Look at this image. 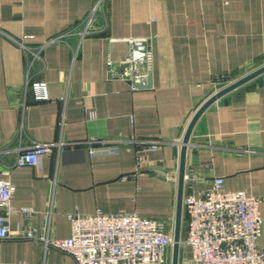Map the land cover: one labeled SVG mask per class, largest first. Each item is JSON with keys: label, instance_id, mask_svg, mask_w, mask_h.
I'll use <instances>...</instances> for the list:
<instances>
[{"label": "crops", "instance_id": "1", "mask_svg": "<svg viewBox=\"0 0 264 264\" xmlns=\"http://www.w3.org/2000/svg\"><path fill=\"white\" fill-rule=\"evenodd\" d=\"M94 4L0 0V179L17 187L0 264H76L45 241L18 236L36 229L67 238L73 213H137L164 220L173 233L191 120L223 87L264 66V0H106L105 29L45 45L84 22ZM103 27L97 17L94 28ZM130 37L150 39L148 87H132ZM43 45L32 60L26 47ZM40 82L49 99L35 98ZM35 142L51 150L38 165L16 166ZM101 145L116 152L91 153ZM217 176L227 190L264 198V73L218 98L194 127L184 195L211 189ZM259 207L264 250V199ZM191 253L182 245L179 264H190Z\"/></svg>", "mask_w": 264, "mask_h": 264}, {"label": "built area", "instance_id": "2", "mask_svg": "<svg viewBox=\"0 0 264 264\" xmlns=\"http://www.w3.org/2000/svg\"><path fill=\"white\" fill-rule=\"evenodd\" d=\"M106 0H95L85 19L70 31L49 39L45 45L66 42L73 35L81 40L105 29ZM97 17H102L104 27L94 28ZM129 64L132 87L145 83L153 67V51L148 37H130ZM38 48L26 47L32 60L40 58ZM38 91L37 100L49 99L45 82L33 84ZM147 150L156 151L160 141L140 140ZM52 144L33 143L16 155L15 165H38L51 150ZM117 146L101 145L91 149L92 154L116 152ZM186 176V175H185ZM225 178L217 176L211 189L184 195L183 220L186 232L181 246L191 248L190 264H264V250L258 246L263 218L260 203L264 198L252 196L243 190L231 191L225 187ZM16 185L8 179H0V239L10 238V216L14 210ZM33 214V209H23ZM72 233L67 238H48L36 229L19 233L27 239L45 241L46 248L59 249L71 255L76 264H168V255L174 244L173 233L159 218L144 217L137 213L96 212L68 215Z\"/></svg>", "mask_w": 264, "mask_h": 264}, {"label": "water", "instance_id": "3", "mask_svg": "<svg viewBox=\"0 0 264 264\" xmlns=\"http://www.w3.org/2000/svg\"><path fill=\"white\" fill-rule=\"evenodd\" d=\"M129 68V65H126ZM264 73V66L259 69L253 71L252 73L246 75L245 77L223 87L213 96H211L196 112L193 119L191 120L188 129L186 131L185 137L182 143V152H181V162H180V171H179V186H178V199H177V211H176V222L175 228L173 232L174 236V244L172 247V258L171 264H179L180 258V249H181V239H182V229H183V199H184V186H185V175H186V154L188 149V143L190 141V137L194 130V127L200 118V116L204 113V111L213 104L218 98L227 94L228 92L240 87L245 84L249 80L257 77L258 75ZM152 81V73L149 74L146 83H138L136 86L138 88L148 87L151 85Z\"/></svg>", "mask_w": 264, "mask_h": 264}, {"label": "trees", "instance_id": "4", "mask_svg": "<svg viewBox=\"0 0 264 264\" xmlns=\"http://www.w3.org/2000/svg\"><path fill=\"white\" fill-rule=\"evenodd\" d=\"M185 229H186V219L184 217V220H183V230H185Z\"/></svg>", "mask_w": 264, "mask_h": 264}]
</instances>
